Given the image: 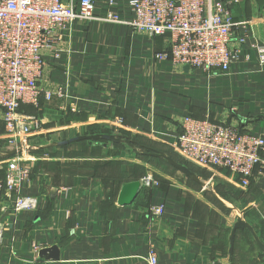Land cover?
<instances>
[{"label":"crops","instance_id":"1","mask_svg":"<svg viewBox=\"0 0 264 264\" xmlns=\"http://www.w3.org/2000/svg\"><path fill=\"white\" fill-rule=\"evenodd\" d=\"M227 1L235 20L264 15V0ZM95 2L97 16L111 10L131 18L128 0ZM57 46L60 56L47 57L43 85L62 88L64 95L24 108L45 120L43 130L79 123L89 133L125 130L149 138L152 147L182 159L205 185L167 167L164 159H158L163 173L145 161L130 162L123 149L117 154L105 145L39 148L49 145L40 142L42 131L31 137L21 157L31 171L24 193L39 197V209L16 214L0 188V264H147L152 250L160 264H264V252L249 229L237 230L232 257L229 253L233 226L247 208L244 217L264 243V175L259 167L252 184L244 187L238 176L203 167L176 147L186 116L264 134V23L238 48L226 71L186 69L158 59L168 46L166 36L151 37L99 19L68 26ZM6 151L0 152V184L11 158ZM148 175L160 185L142 186L131 205H119L123 186ZM214 180L220 188L207 199ZM157 205H165L161 217L151 212ZM233 212L230 221L227 214ZM54 245L58 260L40 257L43 248Z\"/></svg>","mask_w":264,"mask_h":264},{"label":"built area","instance_id":"2","mask_svg":"<svg viewBox=\"0 0 264 264\" xmlns=\"http://www.w3.org/2000/svg\"><path fill=\"white\" fill-rule=\"evenodd\" d=\"M128 5L131 18L124 19L111 10L97 16L95 0H0V121L5 125L7 151H18L8 160L0 188L12 200L16 214L40 207L38 196L24 193L31 171L21 157L31 146V137L38 136L46 123L24 108L40 107L42 99L64 95L62 88L43 83L47 57L60 56L57 42L68 26L99 19L127 24L151 37L166 36L168 46L156 55L158 59L208 72L228 70L238 48L264 23L263 14L235 20L227 0H128ZM181 124L176 147L184 157L203 167L228 171L244 187L252 184L258 167L259 175H264V134L194 116L184 117ZM141 183L153 188L160 180L148 175ZM151 212L161 217L165 205L153 206ZM145 259L147 264H160L154 250Z\"/></svg>","mask_w":264,"mask_h":264},{"label":"water","instance_id":"3","mask_svg":"<svg viewBox=\"0 0 264 264\" xmlns=\"http://www.w3.org/2000/svg\"><path fill=\"white\" fill-rule=\"evenodd\" d=\"M186 69H189V66H186ZM82 141H88L89 144H93L95 141H105L104 145L107 146L108 142L114 143V144H126L130 146L132 149H137L138 145L140 147H143L147 149L148 151L144 152L143 154L150 157L160 158L167 161L172 167H174L176 170L182 172L185 174L188 178L196 181L197 183L201 185H205V182L201 180L199 175L186 163L180 162L179 160L175 159L165 151L159 150L157 148L148 146L146 144H142L137 142L136 140L132 139L130 135L123 134V133H89V134H82L77 135L74 137H70L67 139H61L57 141H53L49 145H40L39 148H48V147H58V146H68L72 145L77 142ZM19 152H22V149L19 150ZM18 153L17 149L9 150L6 152L7 157H13ZM142 187L141 181H133L125 184L122 188V191L119 196L118 203L121 206L131 205L136 197L138 196V193L140 192ZM56 190H53L52 197L55 196ZM248 210L245 209L239 213L238 220L233 226L231 235H230V256L232 257L234 252V245H235V239H236V232L239 229H249L251 233L253 234L256 242L260 246L261 250L264 252V243L261 241L259 235L255 231L254 227L248 223L244 217V213ZM40 257L45 259H53L58 260L60 258L59 248L58 246L54 245L49 248H43L40 251Z\"/></svg>","mask_w":264,"mask_h":264},{"label":"rangeland","instance_id":"4","mask_svg":"<svg viewBox=\"0 0 264 264\" xmlns=\"http://www.w3.org/2000/svg\"><path fill=\"white\" fill-rule=\"evenodd\" d=\"M88 131L89 130H87V128L85 127L84 124H79V123H74L73 125L68 124L65 127L59 128V130H57V129H52L49 131L43 130V132H42L43 139L40 140V142H44V144L46 142H47L46 144H51L53 141H57V140H61V139H67V138L74 137L77 135H82V134H89ZM108 133H122V132L118 130V131H112V132H108ZM128 134L130 135V137L132 139L138 141L139 143H143V144H146L149 146H151L153 144V141H151L149 138H144V137L139 138L136 135H131L130 133H128ZM4 137H6L5 131L3 132L0 128V152L2 149H7V146H5V142H4L5 138ZM88 145L89 144L87 141H83V142L74 143L71 145V147H73L75 149H81V147H83V148L89 147ZM94 145L103 146L104 144H103V142L102 143L101 142H95ZM106 147H113V149H115L117 154L120 153L121 149H123V151L125 152L124 155L126 157H131V160H129L130 162H132L134 160L145 161L146 162L145 164H147V166L152 167L156 172H159V173L165 172L163 167L158 164V163H161L160 160H158L159 158L144 155L143 153L146 150H144L140 146H138L137 149H132L130 146H128L126 144H114V143L108 142V145ZM178 160L180 162H184L182 159L181 160L178 159ZM164 163H166L165 165L167 167H171L168 162H164ZM194 168H196V167H194ZM204 176H205V174H204ZM184 177H186V176H184ZM218 183L219 182H217V180H214L212 182V184L208 186L207 199L209 198V194L213 198V195H214L213 193H215V189H216V191H218V188H220L217 185ZM192 184L196 185V186H194L195 188H198V189L200 188L199 185H197L195 183H192ZM243 205L244 204H240L239 207H242ZM227 216L229 217L230 221H232L234 219V216H236V212H233L231 214L229 213V214H227ZM228 217H223V220L226 223L228 221ZM257 230H258V228H257ZM262 240L264 241L263 235H262Z\"/></svg>","mask_w":264,"mask_h":264},{"label":"trees","instance_id":"5","mask_svg":"<svg viewBox=\"0 0 264 264\" xmlns=\"http://www.w3.org/2000/svg\"><path fill=\"white\" fill-rule=\"evenodd\" d=\"M123 134H128V132L127 131H125V130H120ZM96 133V132H95ZM129 135V134H128ZM83 142V141H82ZM88 142V141H87ZM95 142H103V144L105 143V141H95ZM95 142L93 143V144H91V145H94L95 144ZM138 142V141H137ZM88 144H89V142H88ZM143 144V143H142ZM90 145V144H89ZM139 146V145H138ZM149 146V145H148ZM152 147V146H151ZM138 148V147H137ZM141 148H143V147H141ZM155 148V147H154ZM144 150H146V151H148L147 149H145V148H143ZM145 151V152H146ZM167 162V161H166ZM262 232L264 233V225H263V227H262Z\"/></svg>","mask_w":264,"mask_h":264}]
</instances>
